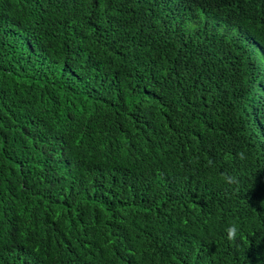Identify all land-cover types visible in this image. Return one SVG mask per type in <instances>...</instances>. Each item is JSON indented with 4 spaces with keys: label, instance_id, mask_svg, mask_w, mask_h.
Segmentation results:
<instances>
[{
    "label": "trees",
    "instance_id": "16d2710c",
    "mask_svg": "<svg viewBox=\"0 0 264 264\" xmlns=\"http://www.w3.org/2000/svg\"><path fill=\"white\" fill-rule=\"evenodd\" d=\"M0 264H264V0H0Z\"/></svg>",
    "mask_w": 264,
    "mask_h": 264
},
{
    "label": "clouds",
    "instance_id": "9594fccd",
    "mask_svg": "<svg viewBox=\"0 0 264 264\" xmlns=\"http://www.w3.org/2000/svg\"><path fill=\"white\" fill-rule=\"evenodd\" d=\"M238 158L241 160L246 159L245 153L240 152L238 153ZM209 164H212V161H209ZM223 181L227 185H237L238 184V178L234 175H228L225 174L223 176ZM239 235V224L238 223H232L229 225V227L226 229V239L228 241H235L237 236Z\"/></svg>",
    "mask_w": 264,
    "mask_h": 264
},
{
    "label": "rangeland",
    "instance_id": "374dc122",
    "mask_svg": "<svg viewBox=\"0 0 264 264\" xmlns=\"http://www.w3.org/2000/svg\"><path fill=\"white\" fill-rule=\"evenodd\" d=\"M234 30H236L235 28H233ZM218 30L223 31L224 30V26L222 24H220V28H218Z\"/></svg>",
    "mask_w": 264,
    "mask_h": 264
}]
</instances>
